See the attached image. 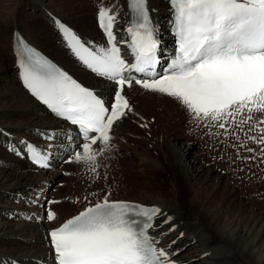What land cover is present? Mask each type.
<instances>
[{"label": "bare ground", "instance_id": "1", "mask_svg": "<svg viewBox=\"0 0 264 264\" xmlns=\"http://www.w3.org/2000/svg\"><path fill=\"white\" fill-rule=\"evenodd\" d=\"M11 1L1 0L5 10L10 8L11 11L5 12L3 8L4 11L0 12V147L3 148L0 149V264H13L16 261L27 264H53L47 230L104 198L88 201L71 214H66L60 206H55L56 218L52 221L45 219L44 198L55 196L61 205L69 202L68 197L71 196L66 197L69 195L67 187L58 184L65 180L68 174L63 175V170L67 172L76 169V162L63 164L62 160L79 141L74 129L39 105L20 85L19 51L14 40L15 32L22 33L27 41L56 59L62 67L86 85L93 87L100 95L110 98L115 90L114 83L87 70L74 57L64 42L58 21L73 26L89 45L101 48L103 38L95 25L97 12L106 8L116 13V29L121 37L125 28L134 20V13L131 0H87L86 7L93 11V22L90 20V24H82L79 21L81 13L75 12V9L72 8L73 12L66 11L64 5L57 6L50 0H34L29 7L32 10L30 12H38L43 20H46L49 36L51 35L54 41L52 43L39 38L32 29L35 27L31 26L33 21H30L29 17L25 18L23 13L24 3L17 1L19 3L15 5V0ZM148 8L152 25L163 42V49H167L170 36L166 34L170 28L167 0H148ZM58 48L61 50L58 51ZM127 91L132 111L130 113L126 110L127 114L114 123L110 133L111 143L123 154V159L132 172L144 171L147 176L149 173L151 181L149 179L147 183L138 185L136 196H107L108 199L134 200L146 205H155L168 216H172L173 220L168 224L162 222L164 217L157 218L158 227L152 229V234L161 247L168 248L171 258L181 264H264L263 176L228 183L223 174L216 172L210 164L200 161L190 151L192 139L176 133L175 124L181 122L183 112L186 113L184 116L188 122L200 121L194 118L178 99L135 84ZM145 93V97H136ZM150 116L154 117L153 122H149ZM238 116L244 118L243 114ZM230 120L231 118L220 122ZM203 121L211 126L217 123ZM147 124L150 125L149 130L145 129ZM146 132H151V137H148ZM218 133L217 137H206L205 142L197 139V142H200L198 147L209 151L213 150L214 145L222 144L226 147V143L235 142L243 148L252 146L250 142L238 143L232 138L225 140L221 135L223 132L218 130ZM40 134L57 138L46 143L47 147L50 144V149L56 152L52 167L48 170L36 169L11 151L13 146L22 143L23 138L40 139ZM67 136L68 139L62 145L59 144L61 138ZM99 142L102 141L98 139L96 144ZM100 149H104V144ZM99 150L96 148L94 151ZM104 151L112 153L110 147ZM237 153H240V149ZM160 154L164 156V160L159 158ZM134 157H141L140 162H135ZM212 157H215L211 158L214 163L220 158H227L225 152H216ZM260 157L264 156L260 154ZM236 160L238 161L239 157ZM246 160L248 161V158ZM260 163L264 164V159L260 160ZM220 168L223 167L219 166V171ZM167 171L172 172L175 177L169 180L171 186L167 185L161 175ZM177 175L183 179V190L181 183L176 179ZM243 194L258 199L257 208H249L250 205ZM29 200L32 201L31 204ZM22 202L24 204H21ZM15 208H25L31 212H17ZM25 217L27 218L24 219ZM172 225H175V228L169 231Z\"/></svg>", "mask_w": 264, "mask_h": 264}, {"label": "snow or ice", "instance_id": "2", "mask_svg": "<svg viewBox=\"0 0 264 264\" xmlns=\"http://www.w3.org/2000/svg\"><path fill=\"white\" fill-rule=\"evenodd\" d=\"M174 7L179 52L162 73L155 71L159 41L148 0H131L134 20L128 32L136 61L131 65L121 58L114 42L116 16L108 9L101 8L98 13L111 44L101 49V55L84 48L61 25L76 55L98 75L119 85L110 110L96 93L39 56L35 64L49 71L41 73L21 63L24 84L54 113L77 125L86 141L83 152L76 151L74 161L69 162L88 163L96 171L97 155L110 146L114 123L132 111L122 93L125 85L132 86L133 78L126 73L133 69L145 76L135 79L136 84L178 99L198 120L219 122L223 129L225 123L220 121L231 118L235 122L243 114L239 125L254 121L261 133L248 139L264 145V127H259L264 125V0H174ZM24 51L30 58L35 55L26 45ZM93 132L98 135L90 137ZM98 139L104 144L99 153L91 147ZM29 147L33 160L48 167L46 156ZM260 154L264 156V148ZM159 217H164V224L173 220L158 206L110 201L105 196L50 232L55 264H175L168 248L157 247L156 237L150 235V230L158 227ZM47 218L55 219L56 213L49 210ZM174 228L172 225L169 231Z\"/></svg>", "mask_w": 264, "mask_h": 264}, {"label": "rangeland", "instance_id": "3", "mask_svg": "<svg viewBox=\"0 0 264 264\" xmlns=\"http://www.w3.org/2000/svg\"><path fill=\"white\" fill-rule=\"evenodd\" d=\"M17 1L19 2L21 1L22 3H24L22 5L24 6L23 7L24 16L25 18L29 17L28 19L30 21H33L31 26L34 25L35 27L33 26L34 28L32 29L35 30V33L38 34L39 38H42L44 41L49 40L50 42L54 43L52 36L51 35L49 36L50 33L48 32L47 24L45 23L46 20H43V17L40 16L38 12L37 13L30 12L32 10H30L29 7L32 5L34 0H15V3H16L15 5L19 3ZM50 1L51 3H54L55 5L60 6V7H63L64 5L63 8L66 9V11L69 10L73 12V10L75 9L74 10L75 12L81 13L79 21L82 24H86V23L88 24L90 20L93 22V16H92L93 11L90 10L89 7H86L88 6L87 0H78V1L77 0H50ZM2 2L4 4L6 3V1H2ZM2 2L0 0V12L5 10V8L2 5L3 4ZM78 6L80 8H78ZM45 8L47 9L46 6ZM7 10H8V13H10L11 9L10 8L6 9L5 12H7ZM166 34H169V33H167L166 31ZM166 41H167V37H166ZM59 49L60 48H58V51ZM132 91L136 93L135 89H133ZM146 94L147 93H145V95L140 94V95H137L136 97H145ZM184 115H186L185 112H183L180 117L181 122L179 124H175L176 126L175 129L177 130L176 133L183 134L184 137L190 140L192 139L193 144L190 147V151L193 152V154H195V156L198 157L200 161H202L203 163L207 165L210 164L211 166H213V168L216 169V172H220L221 174H223L227 182L230 184L236 183L237 180L240 181L243 178L249 179L251 177H260V176H263L264 178V164L260 163V160L264 159V157L263 158L260 157V150L261 148H264V145L257 144L251 139H248L249 136L258 137L259 135H261V133L257 130V125L255 124V122H252V123L249 122L244 125H239L238 122L240 121L241 117L237 116L235 118V122H233L231 119L229 122H225V128L221 129L218 127L219 122H217L215 126H211V124H208V123L206 124V122H204L203 120H200L197 123L188 122L186 116ZM153 120H154V117L150 116L149 122H153ZM146 126L147 127L144 126L145 129L149 130L150 125L147 124ZM260 126L262 125H259V127ZM249 128H251L252 131H249ZM218 130L223 132V134L221 135H223L225 140H229L232 138V139H236L238 143H243V142L249 143L250 142L252 146L243 148V147H239V145L235 142L234 144L226 143L225 145L226 147H223L222 144L221 146H218L219 144H217V145H214L213 150H209V151L201 150L200 147H198L200 142H197V139L205 142L206 137H210V135H214L215 137H217V135L219 134ZM146 135L148 137H151L152 133L146 132ZM63 142L64 140L61 139L59 144L62 145ZM111 142L109 146L110 149H112L111 154L106 153V151H103L102 154L97 155L96 164L98 165V167H96L95 172L91 170L90 165L88 163H83V162L81 163L76 162L75 170L72 169L67 172L64 170L62 171L63 175H66L67 173L68 174L66 175V179L63 181H60L58 185L61 187H67V190H68L67 192L69 195H66V197L71 196V197H68L69 202L67 204H63V205L59 204V201L57 202V198L53 196L45 200V205L46 204L52 205L53 207L60 206L64 213L71 214L79 210V208L83 207L88 201H94L95 199L104 198L105 196H118V195L129 196V197L136 196L138 194L137 192L138 185L147 183L149 179L151 181L149 173L147 176L144 171L143 172L142 171L132 172V170L126 165L127 163L123 159L124 158L123 154L119 153L116 149L115 144ZM203 142H201V144H203ZM211 142L212 141H210V143ZM102 144H103L102 142H99L98 144H94L91 147L93 150H96V148H98L99 150ZM82 145H83L82 143L78 144L75 150H73L70 153V155L67 156L69 157L68 161L74 160V153L76 151H80L81 153L83 152ZM248 148L254 149V151L249 152L247 151ZM0 149H3V148L0 147ZM239 149H240V153H237V150ZM100 150L97 153H99ZM216 152H225L227 158L226 159L220 158L216 161V163H214L212 159H215V157H212V156L215 155ZM158 154L159 153L157 152L156 155ZM204 155H212V156L206 157ZM250 156L255 157L256 160L254 162L249 163L248 161L251 160ZM237 157H239L238 161L236 160ZM159 158L160 159L163 158L162 160H164V156H162V154L159 155ZM246 158H248V161L246 160ZM140 160H141V157H134L135 162L139 163ZM68 161L67 162L65 161V162L69 163ZM219 166L223 167V168H220V171H219ZM161 175L165 178L166 182L168 183L167 185L171 186L169 180L171 178L173 179L175 178L172 175V172H169V171L163 172L161 173ZM155 178L158 179V177H155ZM176 179L179 184L181 183L180 187L183 190L184 188H183L182 177L178 176ZM54 184L55 182L52 183V186H54ZM243 195H244V198L248 201V204L250 205L249 208H252V209L257 208L256 205H258V199L255 200L253 197H251L252 195H249V194H243ZM184 198L185 197L183 195L182 199ZM28 202H30V204L32 203V201L30 200ZM21 204H24V203L22 202ZM14 210L17 212L18 211L21 212L23 210L29 211L25 208H15ZM12 212L14 213V211ZM30 212L31 211H29V213ZM26 218L27 217H25L24 219Z\"/></svg>", "mask_w": 264, "mask_h": 264}]
</instances>
